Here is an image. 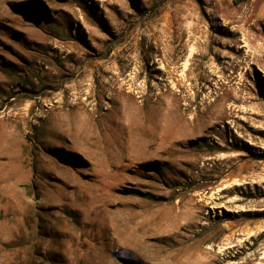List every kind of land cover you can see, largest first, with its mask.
<instances>
[{"label": "rangeland", "instance_id": "rangeland-1", "mask_svg": "<svg viewBox=\"0 0 264 264\" xmlns=\"http://www.w3.org/2000/svg\"><path fill=\"white\" fill-rule=\"evenodd\" d=\"M0 264H264V0H0Z\"/></svg>", "mask_w": 264, "mask_h": 264}, {"label": "bare ground", "instance_id": "bare-ground-1", "mask_svg": "<svg viewBox=\"0 0 264 264\" xmlns=\"http://www.w3.org/2000/svg\"><path fill=\"white\" fill-rule=\"evenodd\" d=\"M216 103V102H215ZM168 117V116H167ZM242 166V165H241ZM230 174V173H229Z\"/></svg>", "mask_w": 264, "mask_h": 264}]
</instances>
